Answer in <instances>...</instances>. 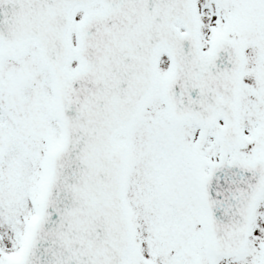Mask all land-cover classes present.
<instances>
[{"label":"snow or ice","instance_id":"1","mask_svg":"<svg viewBox=\"0 0 264 264\" xmlns=\"http://www.w3.org/2000/svg\"><path fill=\"white\" fill-rule=\"evenodd\" d=\"M0 264H264V0H0Z\"/></svg>","mask_w":264,"mask_h":264}]
</instances>
